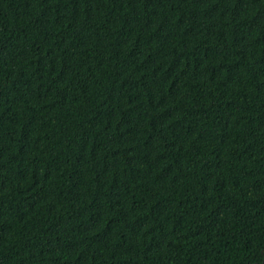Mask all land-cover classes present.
Masks as SVG:
<instances>
[{
    "label": "trees",
    "instance_id": "obj_1",
    "mask_svg": "<svg viewBox=\"0 0 264 264\" xmlns=\"http://www.w3.org/2000/svg\"><path fill=\"white\" fill-rule=\"evenodd\" d=\"M0 264H264V0H0Z\"/></svg>",
    "mask_w": 264,
    "mask_h": 264
}]
</instances>
